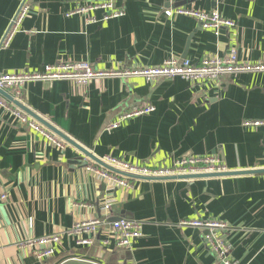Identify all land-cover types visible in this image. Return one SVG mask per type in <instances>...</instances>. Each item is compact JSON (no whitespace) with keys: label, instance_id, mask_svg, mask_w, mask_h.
Wrapping results in <instances>:
<instances>
[{"label":"crops","instance_id":"0c3cea01","mask_svg":"<svg viewBox=\"0 0 264 264\" xmlns=\"http://www.w3.org/2000/svg\"><path fill=\"white\" fill-rule=\"evenodd\" d=\"M25 1L32 10L3 48ZM98 2H113L124 16L104 21L103 10L76 13ZM180 7L217 11L236 26L216 36L196 19L165 16ZM232 50L240 62H264V0H0V76L59 62H88L98 70L156 67L169 58L197 64ZM2 96L66 147L57 148L0 107V192L7 194L0 203V264H221L204 232L181 226L192 220L224 221L231 257L264 264V127L242 126L264 120V73H234L204 84L141 77L86 86L36 82L22 96L10 90ZM144 106L155 111L108 130L120 114ZM110 156L160 167L188 156H216L227 175L127 176L104 163ZM87 165L112 169L131 187L107 182ZM93 220L100 225L88 246L65 237L53 256L39 260L21 245ZM118 220L143 224V236L129 248L104 243Z\"/></svg>","mask_w":264,"mask_h":264},{"label":"built area","instance_id":"2783aa9c","mask_svg":"<svg viewBox=\"0 0 264 264\" xmlns=\"http://www.w3.org/2000/svg\"><path fill=\"white\" fill-rule=\"evenodd\" d=\"M32 10L28 2H23L17 10L9 29L4 36L3 48H8L17 34L22 30L25 20ZM106 11L104 21L124 16L123 10H117L113 2H98L81 7L76 13L87 14L91 11ZM75 12L68 14L71 16ZM166 17L185 16L198 20L204 29L214 31L216 36H220L224 28H234L236 23L226 19L219 12H206L194 10L186 7L168 9L165 11ZM90 22H95L89 19ZM234 73H264V62L259 64L243 63L238 60L236 51L232 50L225 58L205 57L199 63L193 64L189 60H179L169 58L160 66L150 68H135L132 70H98L94 69L88 62H59L45 66L40 72H22L15 74H3L0 76V107L11 112L21 123L28 126L48 139L57 148L63 149L66 143L47 131L32 119H28L17 109L9 107L2 96L5 91H14L18 96H22L24 88L31 83H41L50 86L57 81H69L79 86H86L93 81L111 78L128 79L141 77L147 82L159 80L173 81L181 79L191 84H204L219 80L221 77ZM155 111L153 106L135 108L120 114L116 123L109 126L108 130L117 129L123 122L133 117L151 114ZM245 128L264 127V120H245L242 123ZM104 163L120 173L131 176L149 178H178L192 175L219 174L226 172L227 168L216 156H188L175 161L171 167L160 166H138L123 159L106 157ZM112 169H101L93 165H87L85 170L94 173L107 182L114 183L121 187H131L127 178L120 173L113 172ZM7 199V194L0 192V203ZM109 208L108 205L105 206ZM100 222L93 220L89 222L77 223L73 228L64 234H53L41 238H31L26 240L22 246L32 250V255L42 260L53 256L56 246L67 237L77 245L88 246L93 243L92 236L97 232ZM181 226L192 227L204 232L205 242L211 248L212 254L221 264H239L231 257L230 246L226 241V234L229 226L220 220H192L183 221ZM264 233V228H263ZM143 236V224L138 221L118 220L111 224L110 231L104 241L105 245L114 242L117 246L129 248L132 243ZM87 237V238H86Z\"/></svg>","mask_w":264,"mask_h":264},{"label":"water","instance_id":"95a60500","mask_svg":"<svg viewBox=\"0 0 264 264\" xmlns=\"http://www.w3.org/2000/svg\"><path fill=\"white\" fill-rule=\"evenodd\" d=\"M47 127L51 130H54V128L49 126V125H47ZM60 136H62V135H60ZM62 138H64L66 141H68L71 144V142H72L71 140L65 138L64 136H62ZM72 144H73V142H72ZM255 173H263V172L262 171H256ZM235 174H237V173H235ZM225 175H227V174L224 172V173H219V174L192 175V176H186V177H215V176H225ZM127 176H130V175H127ZM161 179H163V178H161Z\"/></svg>","mask_w":264,"mask_h":264}]
</instances>
